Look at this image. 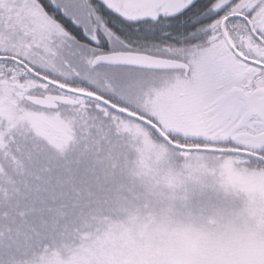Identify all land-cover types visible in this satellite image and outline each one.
Wrapping results in <instances>:
<instances>
[{"label": "snow or ice", "instance_id": "obj_1", "mask_svg": "<svg viewBox=\"0 0 264 264\" xmlns=\"http://www.w3.org/2000/svg\"><path fill=\"white\" fill-rule=\"evenodd\" d=\"M0 264H264V0H0Z\"/></svg>", "mask_w": 264, "mask_h": 264}]
</instances>
